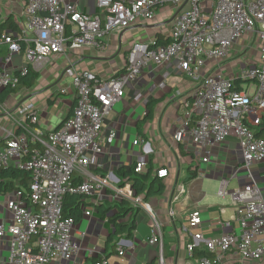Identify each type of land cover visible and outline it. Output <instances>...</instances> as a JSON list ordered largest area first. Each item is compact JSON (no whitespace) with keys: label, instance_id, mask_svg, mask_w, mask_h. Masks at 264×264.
<instances>
[{"label":"built area","instance_id":"1","mask_svg":"<svg viewBox=\"0 0 264 264\" xmlns=\"http://www.w3.org/2000/svg\"><path fill=\"white\" fill-rule=\"evenodd\" d=\"M95 5L98 13L88 16L76 11L69 0H24L19 30L0 33V47H7L5 63L13 55H22L25 64L13 74L1 71L0 89H15L19 78L29 71L41 72L55 55L86 45L101 50L106 36L127 30L137 20L153 21L164 6H172L177 13L168 42L157 47H152L154 43L133 44L121 74L103 79L89 71L66 69L64 76L70 80L75 105L57 130L37 128L38 116L30 103L22 104L20 112L30 125L16 122L15 129L3 130L0 170L12 166L31 176L24 195L14 191L0 196V242L8 246V263L50 264L73 259L79 250L73 239L75 222L63 216V199L78 194L94 205L104 200L126 201L131 208L146 212L154 226L146 245L157 248L153 264H167L161 226L149 203L135 194L130 182L119 186V179L111 173L94 170L99 167L103 142L110 146L115 139L112 133L101 138L102 125L113 106L123 101L126 84L135 82L151 65L175 61L196 85L180 105L181 123L173 143L188 140L204 154L200 163L206 164L210 150L232 136L242 157L238 170L248 180L231 193L226 180L219 186V195L228 196L235 207L237 232L205 239L192 233L201 225L200 213L189 214L185 229L190 231L189 239L183 245L188 258L195 261L184 264H222L227 256L234 257L231 264H264V199L251 170L264 162V133L256 135L264 116V0H96ZM244 37L258 44L256 62L230 78L219 72L201 74L208 62L225 60ZM144 165L136 163L134 172H143ZM167 175V170L156 172L159 179ZM83 213L92 215L90 210ZM133 249L131 241L121 239L115 247L116 257L122 259ZM200 252L204 256H194ZM94 264L110 263L102 259Z\"/></svg>","mask_w":264,"mask_h":264},{"label":"crops","instance_id":"2","mask_svg":"<svg viewBox=\"0 0 264 264\" xmlns=\"http://www.w3.org/2000/svg\"><path fill=\"white\" fill-rule=\"evenodd\" d=\"M95 1L69 0L76 11L88 16L98 13ZM6 3L7 7H4L0 0V25L10 19L18 31L23 22L24 0H6ZM175 13L177 10L172 6H164L157 11L153 21L137 20L127 30L106 36L101 50L86 45L80 50L68 51L66 55L53 56L42 71L37 73L46 81L38 88L39 95L30 96L27 91L31 88H22L16 89L3 101L0 100V149L4 141L3 130L15 129L16 122L30 125L21 114L14 116L19 104L34 105L38 116L37 128L45 132L57 130L64 120L72 115L71 110L75 105L70 80L64 76L66 69L89 71L103 79L121 74L129 48L135 43H154L158 38L166 40ZM3 32L11 31L2 30L0 33ZM253 47L255 49L252 52ZM257 51L256 40L244 37L232 46L225 60L220 64L208 62L201 74L219 72L226 78L234 77L240 72L237 64L239 59L243 58L246 66H250L252 62H256ZM7 54V47L1 46L0 72L9 71L13 74L25 64V61L22 55H13L12 60L5 63ZM58 82L62 84L59 89L55 87ZM195 85V81L186 77L174 62L162 66L151 65L150 68L143 69L139 79L125 88L123 101L114 105L102 125L101 138L106 139L108 134L112 133L115 139L110 146L101 143L104 150L99 158V167L94 170L102 175L111 173L116 178L119 168L127 169L135 162L145 164L143 172H146V164L150 162L151 178L157 177L158 170H167V177L161 179L165 186L161 195L148 200L139 195L149 203L160 223L163 253L167 264L195 261L188 258L183 245L189 239L190 231L185 229L188 228L189 214L194 211L200 213L201 225L192 233H200L205 239H212L231 231L237 232L235 207L228 196L219 195V186L221 180H226L229 192L248 184L245 173L238 170L242 160L240 150L232 136L210 150L209 161L206 164L200 163V158L204 154L191 146L188 140L182 144L173 143L172 136L181 123L180 105L187 99ZM62 89L67 92L62 94L60 92ZM4 90L0 89V94ZM20 99L22 101L15 106ZM151 99L157 100L158 103L153 108L151 119L144 121L146 104ZM134 141L138 142L136 146L132 144ZM146 151L148 153H145ZM189 167L197 169V177L194 179H189L187 173ZM251 170L264 199V162L255 164ZM216 187L218 190L214 195ZM180 190H183L181 194ZM5 195L7 194H0L1 197ZM86 199L93 204L91 200ZM100 204L110 207L115 203L104 200ZM90 211L92 212L90 217L82 213L81 219L75 223L73 239L79 247L76 256L69 261L56 260L50 264H94L102 259L110 264L154 263L157 248L146 245L154 226L146 212L134 208L129 214L132 219L134 218L135 230L129 239L121 237L119 240L131 241L134 249L132 252L128 251L124 258L118 259L115 249L110 252L109 248H106V240L111 231L108 219H102L94 208ZM166 244H170L169 253L166 252ZM6 246L4 241L0 242V264H9ZM233 260V256H227L222 264H231Z\"/></svg>","mask_w":264,"mask_h":264},{"label":"trees","instance_id":"3","mask_svg":"<svg viewBox=\"0 0 264 264\" xmlns=\"http://www.w3.org/2000/svg\"><path fill=\"white\" fill-rule=\"evenodd\" d=\"M4 30L16 32V25L9 19L5 24L0 25V32ZM167 40H155L152 47L165 45ZM38 74L29 71L28 75L23 78H19V83L15 89L6 88L0 94V100L3 101L8 95L14 93L16 89H30L38 79ZM158 103L157 100H149L146 104V116L144 121L151 119L153 108ZM72 111V110H71ZM67 117L66 119H68ZM65 121V120H64ZM264 133V116L262 117V123L260 124L257 136ZM137 162L133 163L129 168H119L116 172V176L120 181L119 186L125 182H130L131 187L136 195H143L145 200L151 197L159 196L163 193L165 186L161 179L150 177L151 166L150 162L146 164V172L135 173L134 168ZM189 179L197 177V169L189 167L187 169ZM79 179H75V183H79ZM31 184L30 173L25 170H19L12 166H8L0 170V194L12 193L14 191H22L23 195L29 190ZM94 208L97 215L107 218L108 224L111 226V231L108 234L106 240V248H109L110 252L115 249L116 243L119 238L125 237L129 239L135 230L134 218L130 222H125L124 219L129 216L133 211L129 203L126 201H119L113 206L107 207L103 204L93 205L87 202V199L83 195L67 194L63 199V216L73 218L75 223L82 217L84 210H91ZM194 256L201 257L202 253L195 254Z\"/></svg>","mask_w":264,"mask_h":264},{"label":"rangeland","instance_id":"4","mask_svg":"<svg viewBox=\"0 0 264 264\" xmlns=\"http://www.w3.org/2000/svg\"><path fill=\"white\" fill-rule=\"evenodd\" d=\"M2 4H3V6L4 7H7V3H6V0H2ZM254 49H255V47H253L252 48V52L254 51ZM241 58V57H240ZM174 62V64H176V62L175 61H173ZM238 65H239V69L240 70H245L246 68H247V66H246V63H245V61H244V59L243 58H241V60L239 59V61H238V63H237ZM43 77L40 75V77H39V79L36 81V83L34 84V86L29 90V91H27L28 92V94L31 96L32 94H35L36 96L37 95H39V94H37V90H38V88L40 87V85L43 83V82H46L45 80H43L42 79ZM138 79H139V77H138ZM137 79V80H138ZM136 80V81H137ZM135 81V82H136ZM134 82H128L127 84H126V86H125V88H127V87H129L131 84H133ZM62 84H60L59 82L55 85V87H58L57 89H59V86H61ZM125 88H124V90H125ZM22 101V99H20V100H18V102H16V105L15 106H17L20 102ZM24 104V103H23ZM22 104H19L18 106H17V108H16V111L14 112V116H18V114H20V112H21V109H22ZM114 107V106H113ZM241 155V154H240ZM241 160H242V157H241ZM233 185V184H232ZM218 190V188L216 187L215 189H214V195H216V191ZM228 193H231V191H229ZM131 219H132V216H128L127 218H125L124 219V221L125 222H129V221H131ZM6 247H8V246H6ZM169 247H170V244H166V252L167 253H169V251H168V249H169Z\"/></svg>","mask_w":264,"mask_h":264},{"label":"water","instance_id":"5","mask_svg":"<svg viewBox=\"0 0 264 264\" xmlns=\"http://www.w3.org/2000/svg\"><path fill=\"white\" fill-rule=\"evenodd\" d=\"M176 15V14H175Z\"/></svg>","mask_w":264,"mask_h":264}]
</instances>
